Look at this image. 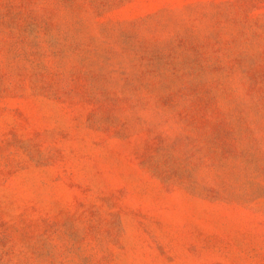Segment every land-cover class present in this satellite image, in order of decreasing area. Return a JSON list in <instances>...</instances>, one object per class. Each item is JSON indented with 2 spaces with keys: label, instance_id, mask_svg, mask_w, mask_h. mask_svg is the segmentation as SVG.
<instances>
[{
  "label": "rangeland",
  "instance_id": "rangeland-1",
  "mask_svg": "<svg viewBox=\"0 0 264 264\" xmlns=\"http://www.w3.org/2000/svg\"><path fill=\"white\" fill-rule=\"evenodd\" d=\"M0 264H264V0H0Z\"/></svg>",
  "mask_w": 264,
  "mask_h": 264
}]
</instances>
